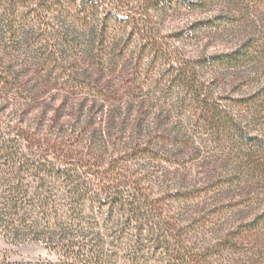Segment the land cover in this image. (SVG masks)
Masks as SVG:
<instances>
[{
	"label": "rangeland",
	"instance_id": "obj_1",
	"mask_svg": "<svg viewBox=\"0 0 264 264\" xmlns=\"http://www.w3.org/2000/svg\"><path fill=\"white\" fill-rule=\"evenodd\" d=\"M42 1L0 0L1 126L40 138L49 158L81 157L103 176L142 179L171 215L191 222L197 246L234 241L216 264H264V152L231 128L238 117L264 142V0ZM10 23L27 40L17 53L6 43ZM47 27L66 30L61 65L45 56ZM249 36L243 67L208 61ZM188 66L216 111L173 78ZM0 250L14 260L53 257L42 242L0 238Z\"/></svg>",
	"mask_w": 264,
	"mask_h": 264
},
{
	"label": "trees",
	"instance_id": "obj_2",
	"mask_svg": "<svg viewBox=\"0 0 264 264\" xmlns=\"http://www.w3.org/2000/svg\"><path fill=\"white\" fill-rule=\"evenodd\" d=\"M47 1H42V7ZM6 6L8 15L13 14L11 3ZM119 24L130 22L123 19ZM7 27V46L17 53L27 40L19 35L17 26L10 23ZM48 27L39 39L45 43V56L61 65L66 60L59 37L64 34L62 38H66V30L56 34ZM141 30L133 27V33L147 34ZM251 42L249 36L237 48L213 55L208 61L223 67H243L253 56ZM262 51L264 47L258 53ZM173 71V78L188 93L200 97L206 111H216L206 103L210 88L199 84L200 74L194 67H175ZM233 120L234 135L259 153L264 152V142L257 135L248 136L244 121L238 117ZM2 123L0 238L11 245L42 242L53 257L14 260L0 250V264H145L147 260L156 261L154 264H216L215 256L237 249L232 239L197 246L191 222L182 224L179 217L171 215L173 207L166 205L164 198L158 199L148 192L142 179L103 176L81 157L75 161L57 155L49 158L47 149L36 147H45L40 138L31 136L23 127L6 122L1 126ZM37 149L44 151L34 153ZM143 152L147 153L143 150L135 154L141 156ZM249 157L248 154L244 158ZM263 165L264 162L259 167ZM181 197L188 199L186 193Z\"/></svg>",
	"mask_w": 264,
	"mask_h": 264
}]
</instances>
